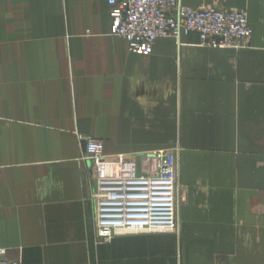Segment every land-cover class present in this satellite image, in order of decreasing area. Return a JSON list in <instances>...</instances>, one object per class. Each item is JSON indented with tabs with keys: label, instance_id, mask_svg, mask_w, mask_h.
<instances>
[{
	"label": "crops",
	"instance_id": "0c3cea01",
	"mask_svg": "<svg viewBox=\"0 0 264 264\" xmlns=\"http://www.w3.org/2000/svg\"><path fill=\"white\" fill-rule=\"evenodd\" d=\"M243 10L242 48L197 33L148 55L113 35L107 0H0V248L19 264H264V0H181ZM108 159L175 153L173 232L96 231ZM179 146V151L173 152Z\"/></svg>",
	"mask_w": 264,
	"mask_h": 264
},
{
	"label": "built area",
	"instance_id": "2783aa9c",
	"mask_svg": "<svg viewBox=\"0 0 264 264\" xmlns=\"http://www.w3.org/2000/svg\"><path fill=\"white\" fill-rule=\"evenodd\" d=\"M113 35L131 52L148 55L159 37L195 32L212 47L247 46L251 29L243 10L217 6L193 8L181 0H107ZM83 154L94 166L96 231L109 241L117 232H168L176 227L177 166L173 153L160 149L145 157L154 167L141 170L138 160L104 155L102 140L86 136ZM0 264H19L5 257Z\"/></svg>",
	"mask_w": 264,
	"mask_h": 264
},
{
	"label": "rangeland",
	"instance_id": "374dc122",
	"mask_svg": "<svg viewBox=\"0 0 264 264\" xmlns=\"http://www.w3.org/2000/svg\"><path fill=\"white\" fill-rule=\"evenodd\" d=\"M218 7V6H217ZM222 8V7H221ZM225 9V8H224ZM228 10V9H227ZM247 16V15H246ZM177 151H179V146H176V148H174V150H173V152H177ZM174 154V156H175V153H173ZM178 184H177V189H178ZM177 210H178V196H177V190H176V226H177V218H178V215H177ZM176 230V227H175V229L173 230V231H175ZM173 231H168V232H173Z\"/></svg>",
	"mask_w": 264,
	"mask_h": 264
}]
</instances>
